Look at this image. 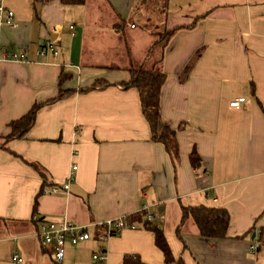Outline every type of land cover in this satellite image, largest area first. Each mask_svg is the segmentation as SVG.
Returning <instances> with one entry per match:
<instances>
[{
	"label": "crops",
	"instance_id": "1",
	"mask_svg": "<svg viewBox=\"0 0 264 264\" xmlns=\"http://www.w3.org/2000/svg\"><path fill=\"white\" fill-rule=\"evenodd\" d=\"M3 1L16 27L0 29V44L28 60L0 61V264H15L14 254L21 264H93L100 249L108 264L126 254L160 264L153 234L139 227L100 241L89 226L91 238L66 245L61 263L40 244L43 221L91 224L142 209L182 264H264V245L248 252L264 226V0ZM179 26L187 27L151 54L161 55L166 74L160 114L176 129L172 160L152 140L138 90L117 83L151 58L153 33ZM48 36L57 37L58 54L39 56ZM61 70L72 75L64 89L75 91L41 106L28 132L2 148L10 121L56 97ZM97 79L106 86L79 90ZM238 97L240 107H230ZM24 160L39 164L46 180ZM72 164L69 191L44 192L65 183ZM202 203L228 212L226 238H202L191 218L176 234L181 207Z\"/></svg>",
	"mask_w": 264,
	"mask_h": 264
},
{
	"label": "trees",
	"instance_id": "2",
	"mask_svg": "<svg viewBox=\"0 0 264 264\" xmlns=\"http://www.w3.org/2000/svg\"><path fill=\"white\" fill-rule=\"evenodd\" d=\"M39 2L47 0H36ZM61 4L64 5H80L85 2V0H59ZM161 1V0H160ZM167 3L168 0H162ZM197 20V17L195 18ZM118 25H125L124 22H118ZM116 24V29L119 27ZM192 24H190L191 26ZM189 26V27H190ZM187 27V26H186ZM186 27H176L172 30H163L153 33L155 41L148 50V58L144 64L131 65L127 69L128 78L119 81L117 84L124 88L135 87L138 90L141 111L145 117L151 131V137L154 142L161 143L172 160L178 157V144L176 140V129H173L169 124L165 123L161 119L160 114V93L161 88L166 80V74L160 67L161 55L158 57H153V48H159L164 45L170 36L173 35L179 29ZM118 30V29H117ZM159 46V47H158ZM188 68L184 70L187 72ZM184 71V72H185ZM72 79V75L61 70L58 76L59 91L56 97L45 101L36 102L32 107L19 118L12 120L8 123V133L3 137L2 148H5L6 143L15 139L23 137L28 130L32 127L35 119L36 111L43 105L50 104L58 99L65 97L67 94L74 92L75 88H65L63 85ZM106 86V81L95 80L90 86L82 87L80 91H86L96 87ZM28 163L42 178L43 181L46 180V172L44 169L36 162ZM200 156L193 149L189 154V163L193 170H196L200 166ZM33 207L35 208L37 203V198L34 199ZM149 213L147 210L142 209L138 212L126 215V220L130 224H134L136 228H144L151 231L153 234V240L155 246L160 250L163 255V261L160 264H182L179 258L174 257L170 246L166 240L163 230L152 224L151 220H147L146 215ZM191 218L198 229V233L202 238L206 239H220L227 237V230L229 224L228 212L216 205L198 204V205H188L181 207V216L178 224L175 227V232L180 236V227L184 221ZM102 229H98L97 234ZM254 242L257 243V250L264 245V226L260 227V231L257 236L253 238ZM121 264H152L142 261L139 257L132 254H126L122 258Z\"/></svg>",
	"mask_w": 264,
	"mask_h": 264
},
{
	"label": "built area",
	"instance_id": "3",
	"mask_svg": "<svg viewBox=\"0 0 264 264\" xmlns=\"http://www.w3.org/2000/svg\"><path fill=\"white\" fill-rule=\"evenodd\" d=\"M16 27L15 13L12 9L8 8L3 0H0V29ZM69 28H72L70 26ZM52 33H58V27L54 26L51 29ZM58 39L57 37L48 36L40 42L37 54L43 56L47 53L53 55L58 54ZM16 60L27 61L28 57L24 52L8 51L4 50L0 44V61ZM244 101L243 97H238L229 102V106L233 108H239L241 102ZM76 165L72 164L68 173L66 182L63 184L52 185L44 192L58 194L69 191V184L74 178ZM147 220L152 219V215L147 213ZM93 226L97 229H102L96 234V238L100 241L108 239L110 236L118 235L122 230L126 228L135 229L134 224H130L126 220V216H120L114 219H107L105 221H97L91 224H76L70 222L67 219L61 221H43L40 224L38 236L40 238V244L43 247H49L50 255L54 262L61 263L65 256L66 245L76 246L78 243L89 240L91 235L88 231V227ZM257 243L252 242L248 248V252L254 254L257 251ZM93 264H108L107 252L100 249L93 252L91 255ZM12 260L15 264H21L22 258L16 254L12 256Z\"/></svg>",
	"mask_w": 264,
	"mask_h": 264
},
{
	"label": "rangeland",
	"instance_id": "4",
	"mask_svg": "<svg viewBox=\"0 0 264 264\" xmlns=\"http://www.w3.org/2000/svg\"><path fill=\"white\" fill-rule=\"evenodd\" d=\"M125 24H126V26H125L124 30H125V31H129V29H130V28H129V27H130V23H129V21H126ZM151 24H152L151 22L148 24L149 28H151V27H150ZM151 30L153 31V29H151ZM38 48H39V47H38Z\"/></svg>",
	"mask_w": 264,
	"mask_h": 264
}]
</instances>
